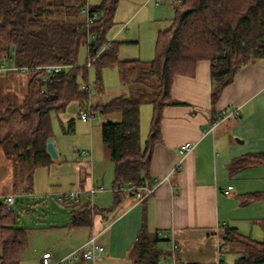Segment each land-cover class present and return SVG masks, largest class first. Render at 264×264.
Returning <instances> with one entry per match:
<instances>
[{"label":"trees","instance_id":"16d2710c","mask_svg":"<svg viewBox=\"0 0 264 264\" xmlns=\"http://www.w3.org/2000/svg\"><path fill=\"white\" fill-rule=\"evenodd\" d=\"M119 1L90 5L97 17L87 28L80 20L85 0H0V63L67 66L47 83H40L38 73L28 74L20 97L0 90V148L14 164L27 165L30 171L49 166L54 161L46 151L47 139L52 138L50 114L64 112L71 102L85 108L87 94L80 86L88 81V70L77 66V57L87 32L94 36L91 53H98L93 64L97 82L103 68L116 67L122 83L129 86L126 95L108 100L99 109L102 115L119 117L101 126L102 144L114 166V187L146 184L152 149L160 139L162 110L176 104L170 95L175 76H192L199 61H208L214 106L241 67L264 59V0H173L171 24L158 31L154 58L146 61L119 59V43L106 39ZM143 105L151 107L145 139L140 136ZM72 124L68 122L70 131ZM252 165L264 166V153L233 160L230 171ZM253 199L264 201V192L246 202ZM84 208L81 215L88 214ZM4 210L0 208V264H19L27 244L26 229L16 224L12 210ZM79 216L74 226L82 224ZM219 238L222 247L228 243L239 247L244 258L238 262L264 264V241L229 227H222ZM167 241L157 231L142 227L128 256L133 264H162L169 256Z\"/></svg>","mask_w":264,"mask_h":264},{"label":"crops","instance_id":"0c3cea01","mask_svg":"<svg viewBox=\"0 0 264 264\" xmlns=\"http://www.w3.org/2000/svg\"><path fill=\"white\" fill-rule=\"evenodd\" d=\"M210 94L208 61H199L192 76L174 77L170 95L176 104L162 110L160 139L153 146L145 183L151 186L164 176L168 179L141 202L113 191V163L109 154L101 148L95 149L91 138L86 144L87 148L90 146L89 150L74 149L79 158L70 161L62 159L65 153L61 148L56 149L53 139L57 158L49 166H56L58 178L52 180L57 182L50 181L43 188L37 186L34 191L43 192L48 186L57 185L58 191L79 190L82 194L78 204L56 199L60 205L69 208V215L64 216L60 226L51 228L50 244L41 249L37 247L39 264H42L44 254H48L49 262L54 264L83 246L92 234H97L98 243L104 247L103 258L94 263L80 260L76 264H133L128 251L142 227L148 232H166L171 236L176 245L177 264H217L219 258L222 264L219 252L222 227L233 228L250 238L256 229L264 234V201L246 202L250 196L264 192V166L252 165L237 172L230 171L233 160L264 153V59L241 67L232 82L222 89L214 106ZM71 103L77 105L78 116L80 104ZM142 112L146 115L145 139L151 107L143 105L140 108V128ZM222 113L225 114L223 119ZM62 129L66 134L67 131ZM71 131H74V122ZM186 142L195 146L181 159L178 148ZM0 153V168L4 169L0 179L8 180L10 185L9 191L0 193L5 198L15 196V174L21 165L8 159L1 148ZM35 169L31 170L32 178L27 187L30 191ZM64 182L72 187L63 189ZM93 186H102L105 191L87 199L83 192ZM23 188L20 194H24ZM82 208L88 210L87 215L80 214L84 211ZM76 214L81 215L80 226L72 224ZM28 247L27 240L25 249ZM25 249L19 264H26Z\"/></svg>","mask_w":264,"mask_h":264},{"label":"rangeland","instance_id":"374dc122","mask_svg":"<svg viewBox=\"0 0 264 264\" xmlns=\"http://www.w3.org/2000/svg\"><path fill=\"white\" fill-rule=\"evenodd\" d=\"M158 2V4H156ZM99 0H88L89 5H96ZM156 4V5H155ZM173 0H120L114 15V25L107 32L106 39L108 42H116L118 45V58L121 60L140 59L143 61L151 60L155 55V42L158 31L164 30L171 24L174 17ZM83 18H80V20ZM84 23V22H83ZM125 26V29L120 28ZM88 52L85 44L80 47L77 66H85L87 62ZM0 90L9 92L10 96L23 95L27 82V73H18L15 71L0 72ZM97 72L94 65L88 69V82L92 87L91 102L93 104V118H91L90 126L88 123H82L77 116L76 104L71 103L67 106L64 112L50 114L52 140L56 141V149L61 148L64 158L67 160H76L75 150L80 152L87 148L86 144L90 142V138L95 149L101 148L103 152L108 154L107 148L102 144L101 126L108 121H118V115H102L99 112L101 105L108 100L128 93L129 86L122 83L120 73L116 67H105L99 75L100 81L97 82ZM150 108V105H146ZM146 110V109H144ZM146 115L141 114L140 136L144 138L146 133ZM74 122V131L70 132L68 122ZM145 120V123H144ZM62 127L67 131L65 134ZM91 134V137H89ZM86 146V147H85ZM75 149V150H74ZM79 158V157H77ZM0 160L2 156L0 153ZM21 165V164H20ZM33 173V189L30 191L27 187L32 178L27 165L18 167L15 174L17 181L15 191V205L12 207V215L16 220V224L24 227L27 232L28 248L25 249L24 262L26 264H39V257L36 255L37 247L45 244H50L49 234L52 232L53 226H60L65 219L64 216L69 215V208L63 207L56 200L57 196L62 193L71 191H58L57 185L53 188L43 190V192H35L39 186L43 188L49 185V182H57L52 180L58 178L55 171L56 166L35 167ZM4 173V169L0 168V175ZM8 177V176H7ZM3 180V179H0ZM27 185L23 188L24 185ZM73 185V184H71ZM66 182L62 184L63 189H70ZM22 188L24 194L22 193ZM10 190L8 180L0 181V191L6 192ZM58 192H57V191ZM57 193V194H56ZM56 195V196H55ZM5 200L4 194L0 193V202L3 204ZM2 213L5 212L4 207ZM64 218V219H63ZM246 237L248 234H243ZM253 240L264 241V234L259 229L252 234ZM239 247L236 244L228 243L221 253L222 264H250L247 262H238L242 257L239 252ZM40 256V254H39Z\"/></svg>","mask_w":264,"mask_h":264},{"label":"built area","instance_id":"2783aa9c","mask_svg":"<svg viewBox=\"0 0 264 264\" xmlns=\"http://www.w3.org/2000/svg\"><path fill=\"white\" fill-rule=\"evenodd\" d=\"M80 15L84 19V25L88 28L90 24L93 23L95 20L96 13L91 11L90 5L88 4V0H85L84 5L80 9ZM94 43V36L91 35L89 32L86 34V39L84 41V44L87 48L88 52V58L87 62L85 63V67L87 70L94 64L96 58L98 57V53H95L94 55L91 53V47ZM67 66L64 65H42V66H34V67H28V66H13L9 62H1L0 63V72L4 71H15L18 73H27V74H34L38 73L40 74L39 81L40 83H47L49 82V77L52 74H56L61 72L64 68ZM81 90L86 92L87 98H86V104L85 108H82L78 112V118L82 122H91V118H93V108H92V102H91V93H92V87L88 81L84 82L80 86ZM225 117V114H221V119ZM195 144L186 142L179 146L178 148V156L183 159L186 155H188L194 148ZM168 176H164L161 178V180L156 181L154 185L148 186L147 184H126L117 186L114 188L113 191L115 192H122L125 193L128 197L135 198L138 202H141L145 200L146 198L150 197L155 188L162 183L163 181H167ZM105 191V188L102 186H93L89 190H86L85 195L87 199H91L96 193ZM228 190H225V193H227ZM81 194L82 192L79 190L71 191L69 193H62L57 196V200L60 202H74V203H80L81 202ZM15 205V198L14 196H8L4 200V208L7 211H11L12 207ZM159 235L163 238H166L168 241L166 242V248L169 251V256L162 262V264H177L176 263V257H175V251H176V245L174 241L172 240L171 236L166 232H158ZM97 234H92L88 240L85 242L83 246H81L78 249H75L73 251H70L62 258L58 259L54 264H76L80 260H83L85 262L94 263L96 261H99L103 258L105 250L102 245H100L97 241ZM224 248L221 246L219 249L220 256L223 252ZM42 264H51L49 262V255L44 254L41 259ZM221 264V258L218 259V263Z\"/></svg>","mask_w":264,"mask_h":264},{"label":"water","instance_id":"95a60500","mask_svg":"<svg viewBox=\"0 0 264 264\" xmlns=\"http://www.w3.org/2000/svg\"><path fill=\"white\" fill-rule=\"evenodd\" d=\"M46 151L47 153L49 154V156L52 158V159H56L57 158V153H56V150L53 146V142H52V138H48L47 139V142H46ZM242 258H244V256H242Z\"/></svg>","mask_w":264,"mask_h":264}]
</instances>
